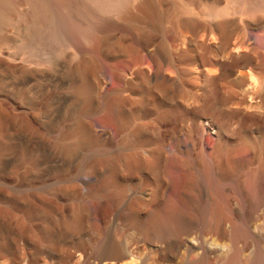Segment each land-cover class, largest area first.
<instances>
[{
	"label": "rangeland",
	"instance_id": "rangeland-1",
	"mask_svg": "<svg viewBox=\"0 0 264 264\" xmlns=\"http://www.w3.org/2000/svg\"><path fill=\"white\" fill-rule=\"evenodd\" d=\"M228 1L133 0L127 13L100 12L109 23L100 32L102 59L87 42L82 52L73 45L54 43L35 50L38 63L31 60L30 2L13 0L0 14V264H88L114 245L124 255L104 264H162L164 253L176 251L180 258L167 264L197 262L180 245L197 236L207 217L205 209L217 199L203 178L194 115L185 120L176 145L186 159L185 168L196 171L195 189L184 192L191 198L185 199L191 203L188 211L171 199L179 184L168 172H163L161 183L150 187V197L145 196L141 181L101 188L99 177L93 181L85 178L95 159L113 156L120 149L119 140L101 147L103 139L95 125L96 117L106 116L103 104L113 103L117 93L114 87L104 93L94 90L86 99L78 88L96 78L107 80L104 70L116 77L115 54L123 46L147 38L166 42L170 51L172 41L180 40L186 81L192 86L197 69L193 35L216 17V10L225 9ZM245 21L264 32L262 12ZM236 24L242 27L244 23L236 18ZM242 53H237L238 58L255 56L252 51ZM79 62L83 64L81 76L72 70ZM86 135L92 138L93 149H89ZM150 155L168 156L153 151ZM222 171L231 177L224 181L223 189L239 218L238 199H264V169L257 163ZM255 174L260 177L253 186L250 180ZM172 210L190 224L180 231L168 229L159 234L156 227ZM225 226H230L228 220ZM204 236L212 247L208 264L219 263L230 240L210 231ZM217 242L226 246L218 253L214 252Z\"/></svg>",
	"mask_w": 264,
	"mask_h": 264
},
{
	"label": "bare ground",
	"instance_id": "bare-ground-1",
	"mask_svg": "<svg viewBox=\"0 0 264 264\" xmlns=\"http://www.w3.org/2000/svg\"><path fill=\"white\" fill-rule=\"evenodd\" d=\"M12 1L0 0V14ZM28 1L34 63H38L35 50L54 43L60 47L73 45L82 52L87 42L92 52L102 59L100 32L109 23L100 12L127 13L133 2ZM257 12L264 14V0H229L225 9L216 10V17L195 32L192 45L197 69L192 86L186 81L180 40L172 41L170 51L166 42L147 38L123 46L115 54L116 77L112 78L104 70L107 80L96 78V82H87L78 88L86 99L94 90L104 93L114 87L117 93L113 103L103 104L101 109L106 116L96 117L95 125L98 136L103 139L101 147L119 140L120 149L113 156L95 159L85 178L93 181L99 177L101 188L110 184L119 186L121 181H141L145 196L150 197V187L154 182L161 183L163 172H168L179 184L171 199L182 203L188 211L191 203L185 199L191 198L184 192L195 189L196 171L185 168L186 159L176 145L185 120L194 115L199 155L204 163L203 178L217 199L205 209L207 217L197 236L180 245L192 259H197L195 264L210 262L212 247L204 236L206 231L220 233L230 240L225 256L217 264H264V199H238L239 218L223 189L224 181L231 177L222 171L247 163H257L264 169V32L245 21V17ZM236 18L242 19V27L237 26ZM248 51L255 56L238 58L237 53ZM82 66L79 62L72 70L81 76ZM85 140L89 149H93L92 138L86 135ZM64 148L71 150L72 147L64 145ZM127 149L131 152H126ZM150 151L168 156L166 159L151 156ZM106 172L107 176L102 177ZM256 176H251L255 177L250 180L251 185L258 181L260 176ZM235 187L241 197L239 186ZM165 220L156 227L159 234L168 229L180 231L190 224L175 210ZM214 246L217 253L226 248L221 242ZM123 255L121 247L114 245L88 264H104ZM179 258L180 251L164 253L162 264Z\"/></svg>",
	"mask_w": 264,
	"mask_h": 264
}]
</instances>
